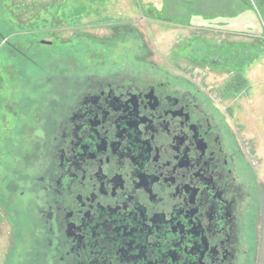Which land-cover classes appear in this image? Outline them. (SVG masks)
Masks as SVG:
<instances>
[{"label": "flooded vegetation", "instance_id": "flooded-vegetation-1", "mask_svg": "<svg viewBox=\"0 0 264 264\" xmlns=\"http://www.w3.org/2000/svg\"><path fill=\"white\" fill-rule=\"evenodd\" d=\"M5 35L0 27L12 50L0 89L13 83L15 54L19 65L26 57ZM170 77H61L35 115L42 137L21 264L257 263L260 188L247 158L212 104Z\"/></svg>", "mask_w": 264, "mask_h": 264}, {"label": "rangeland", "instance_id": "rangeland-1", "mask_svg": "<svg viewBox=\"0 0 264 264\" xmlns=\"http://www.w3.org/2000/svg\"><path fill=\"white\" fill-rule=\"evenodd\" d=\"M247 1L254 13L243 0H0V27L26 56L19 65L15 54L5 69L13 83L0 89V264H21L31 251L25 229L42 137L37 108L57 98L62 76L167 73L169 81H188L238 144L250 146L256 165L249 167L264 197V0ZM10 17L12 24L5 23ZM259 45V55L247 47ZM10 51L0 41L1 66ZM250 55L259 60L249 65ZM231 57L248 68L240 76L246 88L234 95L226 90L238 82Z\"/></svg>", "mask_w": 264, "mask_h": 264}, {"label": "trees", "instance_id": "trees-1", "mask_svg": "<svg viewBox=\"0 0 264 264\" xmlns=\"http://www.w3.org/2000/svg\"><path fill=\"white\" fill-rule=\"evenodd\" d=\"M244 1V3L242 4L243 5V7H244V9L246 10V11H250V12H252V13H254V11H253V8L251 7V5L249 4V2L247 1V0H243ZM168 18V17H167ZM247 47H250V48H254L256 51H258L259 53H258V55L259 54H262V47H261V45H259V47H253V46H247ZM221 50V52H222V50H223V52L225 53V54H228V53H232V51L230 50V49H222V47H219V51ZM218 51V52H219ZM215 53H217V52H215ZM215 53H213V54H215ZM218 54V53H217ZM253 55H250L249 56V60H250V62L248 63L249 65L250 64H252V62L254 63V60H255V62H256V60H259V59H257L258 58V56L257 55H254L253 57H252ZM232 59H234L233 57H231L230 59H228L229 61H231L232 62V67H233V69H235L236 70V74H237V76H236V78H237V83H236V85H235V87H232V89H229L230 87H229V85L227 86V88H226V90H228L229 92H231V90L232 91H234V93L232 94V95H234V94H237L238 92H240V91H242L244 88H246L245 87V85H246V83H245V81L240 77L241 76V74L244 72V71H246L248 68H246V63H247V61H246V63L244 62V61H242V60H233L232 61ZM213 61V60H212ZM245 63V64H244ZM219 65L217 64V62H216V66L215 67H218Z\"/></svg>", "mask_w": 264, "mask_h": 264}, {"label": "crops", "instance_id": "crops-1", "mask_svg": "<svg viewBox=\"0 0 264 264\" xmlns=\"http://www.w3.org/2000/svg\"><path fill=\"white\" fill-rule=\"evenodd\" d=\"M256 181L258 183V180ZM258 197H259V216L257 220L258 245H257L256 264H264V197L262 195V191L258 193Z\"/></svg>", "mask_w": 264, "mask_h": 264}, {"label": "built area", "instance_id": "built-area-1", "mask_svg": "<svg viewBox=\"0 0 264 264\" xmlns=\"http://www.w3.org/2000/svg\"><path fill=\"white\" fill-rule=\"evenodd\" d=\"M239 146H240L241 152L246 156L249 165L254 167L256 163L252 157L253 154L250 151V146L248 145V143H241Z\"/></svg>", "mask_w": 264, "mask_h": 264}]
</instances>
